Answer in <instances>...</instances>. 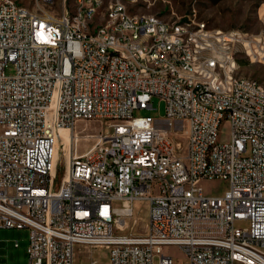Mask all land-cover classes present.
<instances>
[{"label": "built area", "instance_id": "obj_1", "mask_svg": "<svg viewBox=\"0 0 264 264\" xmlns=\"http://www.w3.org/2000/svg\"><path fill=\"white\" fill-rule=\"evenodd\" d=\"M40 1L52 19L0 4V229L29 230L28 264H74L76 245L108 250V264H173L162 254L170 246L186 264H264V87L221 79L198 47H183L179 30L205 36L217 53L242 34L190 18L137 20L126 0H83L75 11L66 0L61 8ZM249 57L264 58V43ZM152 61L162 68L145 74ZM179 65L201 80L178 74ZM221 65L237 66L232 53ZM153 98L163 118L134 116ZM81 122L102 123L104 133L79 136ZM63 129L71 142L58 179ZM80 143L91 146L79 152ZM203 180L228 187L206 196Z\"/></svg>", "mask_w": 264, "mask_h": 264}, {"label": "rangeland", "instance_id": "obj_2", "mask_svg": "<svg viewBox=\"0 0 264 264\" xmlns=\"http://www.w3.org/2000/svg\"><path fill=\"white\" fill-rule=\"evenodd\" d=\"M25 4V6L37 11L38 15H46L53 10L49 9V4L40 0H16ZM131 13L152 14L161 16L165 20H186L190 18L192 22L200 24L204 22L208 28L219 31H238L241 37H233L232 49H220L217 53L212 46V42L201 37L200 49L203 50V59L212 63L213 71L221 75V79H230L234 77H245L258 81L264 86V58L249 57L258 53V46L264 43V0H126ZM42 3V4H41ZM41 4V5H40ZM54 8H61V0H55ZM44 12V13H43ZM233 56L236 67H224V58ZM6 75L14 74V67L9 65L5 69ZM199 81L201 73H198ZM134 116H150L155 119L163 118L164 106L158 98L152 99V109L137 110ZM188 125L176 123L173 124V130L179 134L186 133ZM105 127L99 122H81L74 127V132L79 136L99 135L104 133ZM222 136L226 138L228 131L227 124L221 127ZM182 135V134H181ZM65 139L61 141L62 153L60 161L55 168V174L58 179L63 173V166L66 151ZM91 143H80L79 152H83L90 147ZM59 149V148H58ZM249 150V147H248ZM65 154V156H64ZM203 193L206 196H220L225 193L228 182L224 180H203L200 184ZM137 219L145 220L147 204L139 203ZM140 221V222H141ZM238 227L247 226V224H237ZM141 232V226L137 229ZM28 229H0V264H28ZM18 247H14V243ZM164 256L170 257L173 264H186L185 254L178 247H164L162 250ZM96 260L98 264L109 263V251L105 249H93L84 245H76L73 248L74 264H91ZM153 264H158V258H155Z\"/></svg>", "mask_w": 264, "mask_h": 264}, {"label": "bare ground", "instance_id": "obj_3", "mask_svg": "<svg viewBox=\"0 0 264 264\" xmlns=\"http://www.w3.org/2000/svg\"><path fill=\"white\" fill-rule=\"evenodd\" d=\"M10 1L11 2H17L16 0H10ZM82 1L83 0H66L67 10L68 11L81 10V2ZM98 1L101 2V4H111V2H119V0H98ZM1 3H4V0H0V4ZM44 3L46 4V2H44ZM47 4H49V3H47ZM54 4H55V0H52V5H54ZM23 5H25V4H23ZM28 8H30V7H28ZM52 8H54V7H52ZM30 9L32 10V8H30ZM35 12H37V11H35ZM37 17L43 18V19H52L53 18V12H50L46 15H38V12H37ZM134 17L137 20H148L150 18V15L149 14H135L134 13ZM151 17H158V16L151 14ZM161 19L163 21L164 26H172V20H165L162 17H161ZM191 23L196 24L195 22H192V21H191ZM179 37L181 39H183V47L187 51H195V46L198 47L199 50H201L200 49L201 37H205V36H196V37H194V39H191V31L190 30H179ZM79 38H87V31L86 30H79ZM232 39H233V37H232ZM220 49H231V48H220ZM201 51H202V59H203V50H201ZM167 56H176V49H167ZM232 59H233V56H232ZM208 63H210V62H208ZM233 63L235 64L234 59H233ZM153 68H162V61H152V66H145V74H153ZM177 73L178 74H185L189 80L199 81V77H198L199 72L195 71V69L193 67H189L186 65H179V66H177ZM216 75H218V74L216 73ZM225 79H227V78H225ZM230 79H232V78H230ZM233 79L234 80H248L249 78L234 77L233 76ZM256 83L258 85H261L260 83H258V81H256ZM197 104H205V97H197ZM59 135L61 137V141L63 140V138L65 139V141H64L66 143L65 154L67 155L69 144L71 142L70 133L68 130L63 129V130H60ZM61 141L58 145H61ZM58 145H57V148L55 151V157H54L55 168L59 164L60 154L62 153V147H63V146L58 147ZM65 154H64V156H65ZM65 158H67V157H65Z\"/></svg>", "mask_w": 264, "mask_h": 264}]
</instances>
